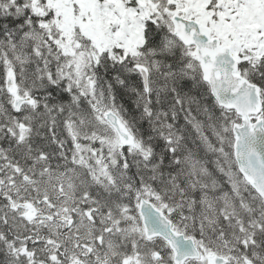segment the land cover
Wrapping results in <instances>:
<instances>
[{"label":"snow or ice","instance_id":"1","mask_svg":"<svg viewBox=\"0 0 264 264\" xmlns=\"http://www.w3.org/2000/svg\"><path fill=\"white\" fill-rule=\"evenodd\" d=\"M0 264H264V0H0Z\"/></svg>","mask_w":264,"mask_h":264}]
</instances>
